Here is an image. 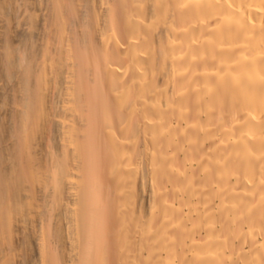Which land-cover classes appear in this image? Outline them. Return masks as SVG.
<instances>
[{"label":"bare ground","instance_id":"1","mask_svg":"<svg viewBox=\"0 0 264 264\" xmlns=\"http://www.w3.org/2000/svg\"><path fill=\"white\" fill-rule=\"evenodd\" d=\"M0 264H264V0H0Z\"/></svg>","mask_w":264,"mask_h":264}]
</instances>
